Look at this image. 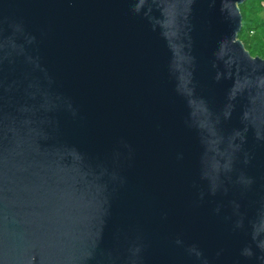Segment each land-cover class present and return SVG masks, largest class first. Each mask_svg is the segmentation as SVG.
Here are the masks:
<instances>
[{
	"label": "water",
	"instance_id": "obj_1",
	"mask_svg": "<svg viewBox=\"0 0 264 264\" xmlns=\"http://www.w3.org/2000/svg\"><path fill=\"white\" fill-rule=\"evenodd\" d=\"M246 1L0 0V264H264Z\"/></svg>",
	"mask_w": 264,
	"mask_h": 264
},
{
	"label": "trees",
	"instance_id": "obj_2",
	"mask_svg": "<svg viewBox=\"0 0 264 264\" xmlns=\"http://www.w3.org/2000/svg\"><path fill=\"white\" fill-rule=\"evenodd\" d=\"M239 9L242 27L238 39L252 57L264 59V0H247Z\"/></svg>",
	"mask_w": 264,
	"mask_h": 264
}]
</instances>
